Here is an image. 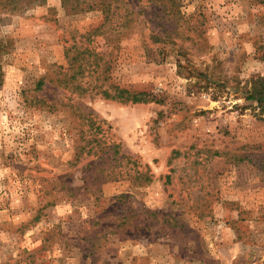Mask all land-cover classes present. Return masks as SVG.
<instances>
[{
	"label": "rangeland",
	"instance_id": "374dc122",
	"mask_svg": "<svg viewBox=\"0 0 264 264\" xmlns=\"http://www.w3.org/2000/svg\"><path fill=\"white\" fill-rule=\"evenodd\" d=\"M177 2L0 3V264H264V0Z\"/></svg>",
	"mask_w": 264,
	"mask_h": 264
},
{
	"label": "trees",
	"instance_id": "16d2710c",
	"mask_svg": "<svg viewBox=\"0 0 264 264\" xmlns=\"http://www.w3.org/2000/svg\"><path fill=\"white\" fill-rule=\"evenodd\" d=\"M63 8H71L73 12H86L98 10L104 14V24L101 28L104 34L116 31L121 35L124 31L135 22L139 24L140 18L147 15L144 9L150 8V11L159 10L161 17L175 20L179 23L182 20V14L179 9L177 0H134L139 6L138 10L134 8L128 10L131 6L130 0H61ZM2 4H12L13 0H0ZM127 7V8H126ZM151 19V18H150ZM148 21H151V20ZM193 24V23H192ZM150 33H155L150 30ZM165 35V32L163 33ZM158 35V34H155ZM168 38V35L164 39ZM77 69H83L79 64ZM83 71L80 72V74ZM82 87H80L81 89ZM114 94H109L106 90H101L103 97L110 100H118L122 103L141 102L142 95L135 94L126 90L114 89ZM100 130V129H99ZM101 131V130H100ZM143 175V174H140Z\"/></svg>",
	"mask_w": 264,
	"mask_h": 264
}]
</instances>
